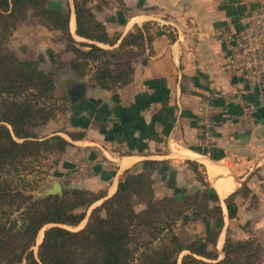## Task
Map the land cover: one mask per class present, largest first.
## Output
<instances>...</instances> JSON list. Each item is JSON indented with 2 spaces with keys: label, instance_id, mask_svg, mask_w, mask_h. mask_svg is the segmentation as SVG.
I'll use <instances>...</instances> for the list:
<instances>
[{
  "label": "crops",
  "instance_id": "0c3cea01",
  "mask_svg": "<svg viewBox=\"0 0 264 264\" xmlns=\"http://www.w3.org/2000/svg\"><path fill=\"white\" fill-rule=\"evenodd\" d=\"M67 1L70 32L86 42L75 33L74 8ZM263 2L111 0L106 22H100L113 44L97 45L116 51L124 37L139 30L145 40L129 48L138 51L129 83L103 89L90 74L71 82L63 126L59 119L50 123L58 132L41 136L36 131L41 140L59 136L68 143L63 153L46 155L55 173H49L48 186L58 181L63 191H102L105 198L97 207L116 193L126 172L140 171L144 161L163 164L156 172L159 181L169 173L177 185L183 182L180 173L192 180L189 162L194 163L222 209V223L210 221L220 230L219 259L230 237L259 244L264 264V88L260 75L231 68L238 55L236 37L245 28L253 30L249 19ZM259 39L264 41V34ZM78 82L85 83V94L73 100ZM206 121L213 126L209 141Z\"/></svg>",
  "mask_w": 264,
  "mask_h": 264
},
{
  "label": "trees",
  "instance_id": "16d2710c",
  "mask_svg": "<svg viewBox=\"0 0 264 264\" xmlns=\"http://www.w3.org/2000/svg\"><path fill=\"white\" fill-rule=\"evenodd\" d=\"M49 0H0V208L3 215L20 212L10 223L0 221V264H132L142 234L149 236L141 243L151 249L160 238L159 246L143 252L140 264H178V257L186 252L181 264H262L263 249L254 241H236L227 238L219 259L216 244L220 230L213 227L206 238L195 237L182 241L173 226L183 218H191L182 210L191 206L190 200L176 188L174 197L156 199L150 176L163 164L144 161L139 172H126L118 183L116 193L90 211L105 198L104 192L77 188L64 189L62 197L49 196L37 201L21 190L11 187L4 176L19 166L29 164L52 153H63L68 143L59 136L41 140L35 128L53 117L46 108L53 97L55 81L52 74L43 71L38 62L21 60L4 46L5 34L23 23L33 13L41 24L51 31L60 32L74 55L70 62L73 70L83 78L91 79L103 89H112L130 82L133 74L132 59L123 63L109 61L115 51L97 45L113 44L105 25L88 6L90 0H73L76 21L75 33L86 42L77 41L70 32V12L54 9ZM147 39L150 40L148 37ZM145 40L142 31L130 33L117 50L141 46ZM135 59V56L133 57ZM198 181L205 185L198 166L189 162ZM181 192L182 201L178 193ZM140 199L144 208L137 211L134 200ZM198 205L193 208L196 217L206 215L222 223V209L215 192L205 188L195 195ZM232 199L227 201L233 216ZM14 208V209H13ZM87 219L86 225L78 227ZM38 253L39 233L46 228Z\"/></svg>",
  "mask_w": 264,
  "mask_h": 264
},
{
  "label": "rangeland",
  "instance_id": "374dc122",
  "mask_svg": "<svg viewBox=\"0 0 264 264\" xmlns=\"http://www.w3.org/2000/svg\"><path fill=\"white\" fill-rule=\"evenodd\" d=\"M110 2L111 0H90V2H88V6L92 8L96 18L99 21L106 22V10L109 8ZM69 3L71 7L74 8L73 0H69ZM67 4V0H49L48 2V5L52 8L57 7V5H61L63 11L66 12L69 11L66 10ZM108 22L111 23V21ZM74 28L75 26L73 24V31ZM4 46L11 52L15 53L19 59L24 61H36L43 71L52 74L55 81V88L53 91V97L48 101L46 108L52 110L54 118L51 117L50 120L43 121L39 126L35 128V131H39V134L41 136H47L48 134L56 132L57 129H55V127L52 128V125H50V123H52L53 125L57 124L58 120L61 119L62 126L64 124L63 113L66 111V103L71 99V85L69 84L73 81L76 82L82 79L70 65V62L74 59V55L69 51L67 42L63 39V36L60 32L49 30L47 27L41 24L40 20L35 17L33 13H29L28 18L23 23L5 34ZM66 53H71L72 58L68 59L65 55ZM136 53H138V51H134L131 49H124L122 51L116 50L115 58L111 57L109 61L114 64L113 68L115 69H117L118 63H123L124 66L121 68L126 69L125 65L128 64L131 59L132 62L136 60L133 59ZM1 110L2 106L0 104V111ZM53 168L54 164L52 162V158L47 160V156L45 155L29 164H25L22 166L20 165L17 170H12L10 173L5 175L4 180L8 181L11 187L21 190L26 196L31 197L34 201H37L43 199L44 188L47 187L49 182L51 181V178L48 177L49 173H51L52 176H55ZM200 174L202 175L201 172ZM165 175L167 176V178L163 183L159 181L158 177L161 176V174H157L156 172H154L150 176V180L153 183L154 195L156 199H162L164 197H174L175 189L178 188L180 191L182 189L186 190L184 195L189 198L191 203V206L182 207L184 213L188 214L191 220L187 224H185L183 218H180L176 222V225L173 226L175 233L181 237L182 241L191 240L195 237H201L203 235H206L207 237L209 231H211L212 229L210 223L212 219H209L206 215H200L196 217V215L192 214L193 208L198 205V201H196L195 195H197V193L201 192L202 190H205L204 185H202L200 181H198L200 176L195 174L194 177L191 178L192 180H189V177L186 173H180L181 176H184L183 182L178 183L179 185H177L175 184L174 180L171 179L169 173H165ZM170 181L174 186H169ZM180 194L181 192L178 193V198L179 201H182V197ZM134 206L137 211H141L144 208L143 202L138 198L134 200ZM8 208V206L0 208V221L10 223L12 220L17 219L20 223V212H13L11 215L2 214L1 210ZM90 211L91 210L88 211V214L90 213ZM204 219L206 220V222L203 221ZM86 223L87 219L83 221L78 227L69 229L72 231H78L82 229L86 225ZM46 229L47 227L39 233V236L37 238V246L34 248L35 255L38 253V245H40V243L42 242L44 231ZM148 237L149 236H144V234H142L139 238V242H135L132 245V248L135 250V260L132 264H140L143 258L142 253L144 251L149 253L152 249H154L155 246L157 247L161 243L159 242V240L162 235H159V238L155 240L153 247L151 249H145V246H143L141 243L148 241ZM184 255H186V252H183L179 255L178 264H181Z\"/></svg>",
  "mask_w": 264,
  "mask_h": 264
},
{
  "label": "built area",
  "instance_id": "2783aa9c",
  "mask_svg": "<svg viewBox=\"0 0 264 264\" xmlns=\"http://www.w3.org/2000/svg\"><path fill=\"white\" fill-rule=\"evenodd\" d=\"M249 26L253 29L245 28L236 37V47L238 55L231 68L239 73H251L260 75L259 80L264 88V41L259 39V35L264 34V2L258 11L249 19ZM213 126L211 122H205L204 136L207 141L212 138Z\"/></svg>",
  "mask_w": 264,
  "mask_h": 264
},
{
  "label": "water",
  "instance_id": "95a60500",
  "mask_svg": "<svg viewBox=\"0 0 264 264\" xmlns=\"http://www.w3.org/2000/svg\"><path fill=\"white\" fill-rule=\"evenodd\" d=\"M85 88H86L85 83H83V82L76 83V87L74 88L72 99L76 100L78 98H81L85 94ZM43 192H44L43 198H47L49 196L62 197L63 193H64V191L61 187V184L58 181H55V183H53L52 185L45 187Z\"/></svg>",
  "mask_w": 264,
  "mask_h": 264
},
{
  "label": "bare ground",
  "instance_id": "6f19581e",
  "mask_svg": "<svg viewBox=\"0 0 264 264\" xmlns=\"http://www.w3.org/2000/svg\"><path fill=\"white\" fill-rule=\"evenodd\" d=\"M73 25V24H72Z\"/></svg>",
  "mask_w": 264,
  "mask_h": 264
}]
</instances>
